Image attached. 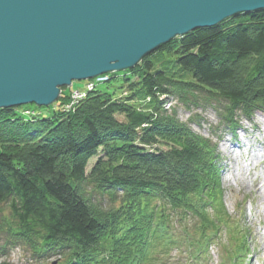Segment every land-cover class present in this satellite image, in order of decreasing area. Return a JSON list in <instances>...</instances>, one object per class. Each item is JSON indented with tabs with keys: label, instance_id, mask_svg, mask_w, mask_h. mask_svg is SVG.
<instances>
[{
	"label": "trees",
	"instance_id": "16d2710c",
	"mask_svg": "<svg viewBox=\"0 0 264 264\" xmlns=\"http://www.w3.org/2000/svg\"><path fill=\"white\" fill-rule=\"evenodd\" d=\"M133 75V94L96 90L69 112L0 110V205L11 216L0 219V252L24 244L29 264H152L158 244L167 262V250L189 264L207 257L223 221L208 214L222 165L178 108H213L230 130L264 113V10L177 37Z\"/></svg>",
	"mask_w": 264,
	"mask_h": 264
},
{
	"label": "water",
	"instance_id": "95a60500",
	"mask_svg": "<svg viewBox=\"0 0 264 264\" xmlns=\"http://www.w3.org/2000/svg\"><path fill=\"white\" fill-rule=\"evenodd\" d=\"M264 0H0V110L53 105L73 81L126 71Z\"/></svg>",
	"mask_w": 264,
	"mask_h": 264
},
{
	"label": "rangeland",
	"instance_id": "374dc122",
	"mask_svg": "<svg viewBox=\"0 0 264 264\" xmlns=\"http://www.w3.org/2000/svg\"><path fill=\"white\" fill-rule=\"evenodd\" d=\"M172 58L168 54L161 57L165 62ZM125 73L126 71L112 72L103 80H100L103 76L101 75L93 79L73 81L72 85L61 88V95L55 102L56 106L55 103L45 106L49 108L45 115H51V112L60 109L69 112L83 98L96 90L109 89L118 98L133 94L130 86L139 80L140 75L126 79ZM140 103L145 105L147 101L141 97ZM170 104H176V101L171 100ZM45 107L29 104L24 108V116L30 120L39 116V110L44 112ZM28 108L32 109L30 113L27 111ZM33 108L36 110L35 113ZM178 111L182 121L191 122L194 130L216 144L217 161L222 165L220 202L214 207L210 206L208 214L211 216L221 214L223 221L217 224L219 230L213 234L215 236L208 246L207 257L197 263L264 264V113L259 111L251 118H243L239 120L236 130H230L222 125L219 113L213 108L199 107L189 110L179 106ZM96 161V158H93L91 165ZM2 215L11 217L6 204L0 205V219ZM244 239L247 242L245 246L242 243ZM3 241V237L0 236V242ZM244 249H249V253L237 256L239 251ZM5 251L7 253L0 252V264L31 262L30 248L24 244L7 247ZM164 251L158 244L151 249L150 254L155 257L152 264H189L177 255L176 250L166 251L170 258L167 262L168 257L164 256L166 255ZM58 258L53 257L51 261L57 264Z\"/></svg>",
	"mask_w": 264,
	"mask_h": 264
},
{
	"label": "bare ground",
	"instance_id": "6f19581e",
	"mask_svg": "<svg viewBox=\"0 0 264 264\" xmlns=\"http://www.w3.org/2000/svg\"><path fill=\"white\" fill-rule=\"evenodd\" d=\"M182 37V36H181ZM24 106H28V105H24ZM31 108H28L27 111L30 113L32 111V109L30 110Z\"/></svg>",
	"mask_w": 264,
	"mask_h": 264
}]
</instances>
